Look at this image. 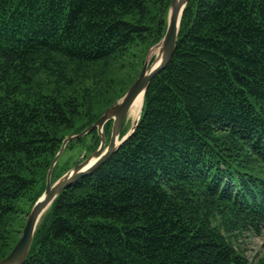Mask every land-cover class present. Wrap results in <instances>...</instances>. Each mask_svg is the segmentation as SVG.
Here are the masks:
<instances>
[{
    "label": "trees",
    "instance_id": "trees-1",
    "mask_svg": "<svg viewBox=\"0 0 264 264\" xmlns=\"http://www.w3.org/2000/svg\"><path fill=\"white\" fill-rule=\"evenodd\" d=\"M170 2L0 0V260L63 140L138 76ZM262 230L264 0H189L134 132L58 195L23 264H264L236 246Z\"/></svg>",
    "mask_w": 264,
    "mask_h": 264
},
{
    "label": "water",
    "instance_id": "water-1",
    "mask_svg": "<svg viewBox=\"0 0 264 264\" xmlns=\"http://www.w3.org/2000/svg\"><path fill=\"white\" fill-rule=\"evenodd\" d=\"M188 1L189 0H171L164 36L159 42L148 49L138 76L123 96L107 108L93 124L86 127L80 133L71 134L63 140L59 151L56 153L48 168L45 188L32 205L26 217L19 240L13 246L9 254L0 260V264H23L28 256L33 236L40 219L58 195L84 176L96 171L109 160L119 146L134 132L142 112L144 95L150 82L166 67L173 55L181 17ZM139 96H141L142 100L139 113L135 117L130 130L120 137L124 121L133 103ZM107 122H111L112 125L110 137L106 145L107 138L103 129ZM94 129L97 131L99 137L98 147L88 157H79L71 170L52 182L53 170L67 144L74 140L81 139Z\"/></svg>",
    "mask_w": 264,
    "mask_h": 264
},
{
    "label": "rangeland",
    "instance_id": "rangeland-1",
    "mask_svg": "<svg viewBox=\"0 0 264 264\" xmlns=\"http://www.w3.org/2000/svg\"><path fill=\"white\" fill-rule=\"evenodd\" d=\"M141 56L139 55V58ZM141 70V69H140ZM138 108L135 111L130 110L127 115L122 129L127 132L132 127L133 121L135 120L136 115L138 114ZM110 137V136H109ZM92 135L86 134L81 139L74 140L70 142L67 148L64 149L61 156L59 157L55 168H54V179L59 178L69 170H71L77 159L79 157L86 158L88 157L91 151L92 145ZM106 139V145L108 143ZM99 145V144H98ZM98 147V146H97ZM43 190V184L39 182L33 192V196L38 195ZM20 207L24 212L28 210L25 204H20ZM26 214L23 213L22 218L26 220ZM236 246L241 248L244 255L250 261L257 260L258 258L264 256V230L261 232H244L236 242Z\"/></svg>",
    "mask_w": 264,
    "mask_h": 264
},
{
    "label": "bare ground",
    "instance_id": "bare-ground-1",
    "mask_svg": "<svg viewBox=\"0 0 264 264\" xmlns=\"http://www.w3.org/2000/svg\"><path fill=\"white\" fill-rule=\"evenodd\" d=\"M141 103H142L141 96H139V97L135 100V102L133 103V105H132V107H131L130 110L135 111V109H137V108H138V110H140ZM138 113H139V111H138ZM137 115H138V114H137ZM137 115H136V116H137Z\"/></svg>",
    "mask_w": 264,
    "mask_h": 264
}]
</instances>
